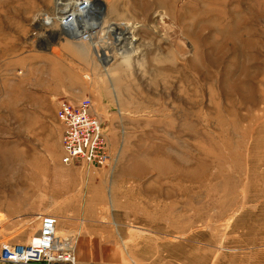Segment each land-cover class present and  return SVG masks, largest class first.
<instances>
[{"label": "rangeland", "instance_id": "1", "mask_svg": "<svg viewBox=\"0 0 264 264\" xmlns=\"http://www.w3.org/2000/svg\"><path fill=\"white\" fill-rule=\"evenodd\" d=\"M77 1L0 0V245L50 214L79 264H264V0ZM85 97L102 168L61 163Z\"/></svg>", "mask_w": 264, "mask_h": 264}, {"label": "built area", "instance_id": "2", "mask_svg": "<svg viewBox=\"0 0 264 264\" xmlns=\"http://www.w3.org/2000/svg\"><path fill=\"white\" fill-rule=\"evenodd\" d=\"M83 1H77L78 8H86ZM64 17H67V21L71 19L69 13ZM59 25L62 32L71 39L87 40L84 36L93 31H83L79 36L72 35L73 31L63 27L60 22ZM55 114L62 127L61 163L64 166L86 164L102 168L109 165L111 155L106 134L101 122L92 113L90 98L85 97L75 104L59 101ZM36 221L37 231L27 243L1 246L0 264H79L72 239L61 238L56 234L58 218L40 214Z\"/></svg>", "mask_w": 264, "mask_h": 264}, {"label": "bare ground", "instance_id": "3", "mask_svg": "<svg viewBox=\"0 0 264 264\" xmlns=\"http://www.w3.org/2000/svg\"><path fill=\"white\" fill-rule=\"evenodd\" d=\"M84 9V8H83ZM70 8H64V9H62L61 10V12H59V16L61 17V15L63 14V16H65V15H67V13H70ZM95 13V12H94ZM76 14V13H75ZM91 14V13H90ZM77 15V14H76ZM93 16V15H92ZM117 29H119L118 31L119 32H117V33H115L116 34V36H114V38L116 39V41H117V43L118 44H120L121 45V47H122V51H123V53H125L126 51H128L129 52V50H131V48H132V45H133V36H130L129 37V32H128V28L126 27H123L122 29L121 28H117ZM117 29H115V30H117ZM131 32L130 33H132V30H130ZM126 32H128L127 33V35L125 36V33ZM56 234H57V229H56ZM57 236L58 237H61L62 238V236L60 235H58L57 234ZM70 237V236H69ZM72 242H74L73 240H72ZM73 246H75L74 244H73Z\"/></svg>", "mask_w": 264, "mask_h": 264}, {"label": "crops", "instance_id": "4", "mask_svg": "<svg viewBox=\"0 0 264 264\" xmlns=\"http://www.w3.org/2000/svg\"><path fill=\"white\" fill-rule=\"evenodd\" d=\"M88 245V243L84 240V239H80V242H79V247L82 249L83 247H85V246H87ZM1 246L2 245H0V249H1ZM76 249V248H75ZM79 261H80V263H82V262H84V261H82L83 259H78ZM84 264H86V263H84Z\"/></svg>", "mask_w": 264, "mask_h": 264}]
</instances>
